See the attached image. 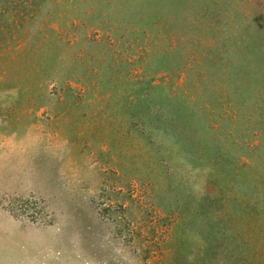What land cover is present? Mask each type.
<instances>
[{"label":"rangeland","instance_id":"rangeland-1","mask_svg":"<svg viewBox=\"0 0 264 264\" xmlns=\"http://www.w3.org/2000/svg\"><path fill=\"white\" fill-rule=\"evenodd\" d=\"M0 264H264V0H0Z\"/></svg>","mask_w":264,"mask_h":264}]
</instances>
